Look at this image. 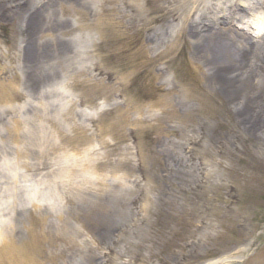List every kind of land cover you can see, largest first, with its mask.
Instances as JSON below:
<instances>
[{"label":"rangeland","instance_id":"rangeland-1","mask_svg":"<svg viewBox=\"0 0 264 264\" xmlns=\"http://www.w3.org/2000/svg\"><path fill=\"white\" fill-rule=\"evenodd\" d=\"M83 2L90 13L79 3L0 0V264H9L5 245L28 241L44 245L43 264H65L71 251L48 227L62 222L105 264H264V146L205 91L194 38L171 49L149 43L184 17L223 9L242 15L228 26L264 43V4ZM164 7L174 16L155 21ZM39 9L40 21L70 26L44 33L39 48L66 41L72 54L29 87L21 49Z\"/></svg>","mask_w":264,"mask_h":264},{"label":"bare ground","instance_id":"bare-ground-1","mask_svg":"<svg viewBox=\"0 0 264 264\" xmlns=\"http://www.w3.org/2000/svg\"><path fill=\"white\" fill-rule=\"evenodd\" d=\"M22 1L26 7L29 0ZM184 1L193 5L202 4L205 0ZM256 1L264 4V0ZM56 2L57 5H60L61 9L67 5L79 3L83 11H89V13L91 11V6L85 5L83 0H56ZM176 5V9H179V4ZM23 9H19L20 12L17 11L18 13L16 14L21 13L24 16L26 10ZM233 10L236 9L234 8ZM161 11L162 13L159 16L156 15L154 17V20L157 22H164L166 21V17L168 19L169 17L172 18L175 13L171 7H164ZM201 12L199 17H184L183 22L175 31H170L167 28L163 29L162 34H158L149 40L151 45L149 46L151 49L153 47L157 49H161V47L171 49L173 47L170 44L173 45L174 40L179 42L186 40L188 37L194 38L193 55L199 62V69L204 79L206 78L205 91L208 89L210 91L208 95L217 96L226 111L237 116V124L244 127L247 135L258 137L259 141H256V146L263 148L264 131L257 130L260 123L257 119L262 117L260 121L264 122V43L254 40L252 36L240 33L227 25L234 18L242 17L240 11L226 13L223 9L219 10L217 15H215L216 17L211 16V11L207 13V11L202 10ZM39 17L40 9L33 11L31 16L27 18V29L24 35L26 45L21 49L25 74L26 71L28 73L26 81L29 83L26 84L29 87H32L30 80L35 75H37V78L40 77L43 74L41 71L44 68L54 73V69H58L62 64L67 63L71 59L72 54L66 41L53 40L52 43H46L39 48L40 43L43 41L42 35L44 33L57 31L59 34L64 35L70 30L67 21L57 18L54 20L52 18H41L42 20L40 21ZM256 34L261 39L264 36V27L260 25L256 26ZM254 74L256 76L259 75L262 79L259 86H254L253 83L252 85L248 84L254 78ZM260 99L263 100L262 103L259 102ZM233 115L231 117H234ZM207 142L214 144L212 138H208ZM88 171L91 173L89 168ZM161 180L167 182L168 186H191V181L188 180L184 181L183 185L176 179L165 180L161 178ZM161 188L163 189V187ZM165 191L163 189L161 192L166 196L169 195L165 194ZM48 227L49 229L61 231L62 235L60 237L63 238L61 240L65 245L62 248L67 249V251L69 250L68 252L71 251V254L67 255L65 264H105V260L93 253L87 246L73 243L74 240L68 237L73 232L69 226L63 225V222L58 224L53 223L48 225ZM65 238H68V240ZM155 244H158L157 241H155ZM43 246L40 243L30 241L25 243L14 242L10 245H5L2 251L8 254L9 264H43V257L41 256V253L44 252L42 250L44 249ZM77 254L81 256V263H78L76 260Z\"/></svg>","mask_w":264,"mask_h":264}]
</instances>
